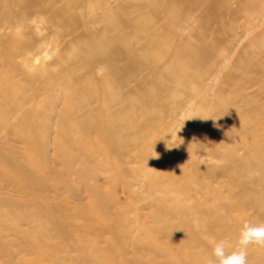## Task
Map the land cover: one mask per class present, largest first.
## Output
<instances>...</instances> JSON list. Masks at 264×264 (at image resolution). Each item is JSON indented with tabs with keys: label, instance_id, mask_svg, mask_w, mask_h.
I'll use <instances>...</instances> for the list:
<instances>
[{
	"label": "rangeland",
	"instance_id": "rangeland-1",
	"mask_svg": "<svg viewBox=\"0 0 264 264\" xmlns=\"http://www.w3.org/2000/svg\"><path fill=\"white\" fill-rule=\"evenodd\" d=\"M69 1L0 0V264L232 251L264 224V0Z\"/></svg>",
	"mask_w": 264,
	"mask_h": 264
},
{
	"label": "clouds",
	"instance_id": "clouds-1",
	"mask_svg": "<svg viewBox=\"0 0 264 264\" xmlns=\"http://www.w3.org/2000/svg\"><path fill=\"white\" fill-rule=\"evenodd\" d=\"M249 245L264 247V224L254 225L245 221L240 229L238 240L230 252L226 250L224 240L216 241L212 249L215 259H209L207 264H247Z\"/></svg>",
	"mask_w": 264,
	"mask_h": 264
},
{
	"label": "bare ground",
	"instance_id": "bare-ground-1",
	"mask_svg": "<svg viewBox=\"0 0 264 264\" xmlns=\"http://www.w3.org/2000/svg\"><path fill=\"white\" fill-rule=\"evenodd\" d=\"M82 0H72V1H69L66 3V5H58V7L56 6V8L58 9V11H61L60 13L62 14V18L63 20L65 21H71V20H74L75 18L78 19L76 16H70L72 15L74 12H75V9H74V6L79 4ZM93 7H95V0L94 1H90L89 2ZM121 8H123L122 6H120ZM93 18H97L99 19L100 21H102V23H105L107 27H112V26H115V25H118V24H121L124 19V17L120 14H118L116 12V10H114L113 12L110 13L109 16H105L104 14H101L98 15L96 14L95 16H93ZM75 19V20H76ZM100 41L104 42L105 44L111 46V45H117L115 43V41L108 37V36H99L98 37ZM85 42H87V40H84ZM83 53V51H81ZM88 60H93L95 58L92 57V58H89L87 57ZM111 98L108 100V102L111 103Z\"/></svg>",
	"mask_w": 264,
	"mask_h": 264
}]
</instances>
